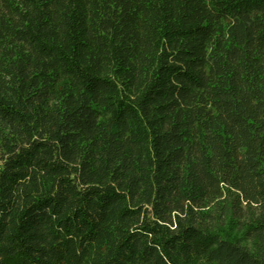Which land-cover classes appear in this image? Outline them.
Segmentation results:
<instances>
[{
	"label": "trees",
	"instance_id": "16d2710c",
	"mask_svg": "<svg viewBox=\"0 0 264 264\" xmlns=\"http://www.w3.org/2000/svg\"><path fill=\"white\" fill-rule=\"evenodd\" d=\"M0 264H264V0H0Z\"/></svg>",
	"mask_w": 264,
	"mask_h": 264
}]
</instances>
